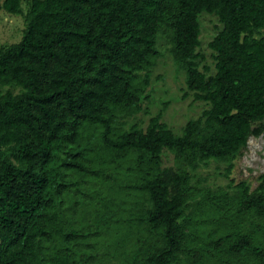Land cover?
<instances>
[{
  "label": "trees",
  "instance_id": "16d2710c",
  "mask_svg": "<svg viewBox=\"0 0 264 264\" xmlns=\"http://www.w3.org/2000/svg\"><path fill=\"white\" fill-rule=\"evenodd\" d=\"M3 9L23 14L25 28L0 47V264H100L92 240L113 230L120 237L104 257L118 264H206L195 243L207 239L227 257L215 264H264V172L254 189L231 179V194L193 184L187 169L216 159L229 176L249 138L264 133V0H0ZM204 12L220 22L208 43L214 71L198 50ZM164 28L186 73L184 97L208 106L181 133L163 110L146 128L119 129L118 118L142 110ZM86 121L102 127L100 148L84 139ZM165 149L175 167L162 166ZM119 159L141 173L134 184L117 181ZM75 174L105 185L91 220L64 209L66 193H84ZM123 195L142 204L135 236L119 230L129 220L115 206ZM204 200L216 227L193 223Z\"/></svg>",
  "mask_w": 264,
  "mask_h": 264
},
{
  "label": "rangeland",
  "instance_id": "374dc122",
  "mask_svg": "<svg viewBox=\"0 0 264 264\" xmlns=\"http://www.w3.org/2000/svg\"><path fill=\"white\" fill-rule=\"evenodd\" d=\"M28 5L23 2V11L26 12ZM200 23L202 28V33L200 36L201 46L198 48L202 53L205 54L207 62L214 67V59L212 56V50L208 46V43L213 39L218 31L220 22L216 15L204 12L200 15ZM25 28V17L23 14H12L5 11H1L0 15V47L4 44L18 42ZM158 49L160 54L156 58L155 64L150 69V84L147 89V97H144L141 102L142 110L133 114L124 115L117 120V127L119 129H128L133 124H138L142 128H146L151 116L163 110L162 120L167 123V125L172 128L175 132L181 133L184 125L191 118L198 117L203 109H205L208 104L205 101L197 100L193 98V93L187 97H184L185 92L188 90L186 86V73L178 65L173 54V44L171 41V33L168 28H164L158 37ZM142 76L144 73L141 74ZM12 88V86H5L4 90ZM16 93L19 92V88H12ZM166 106V107H165ZM91 122L86 121L82 126V130L85 128L84 139L89 144L93 146L101 147V143L98 139V134L102 130L99 124L95 126L90 124ZM92 155V154H90ZM94 157V156H93ZM118 165H122V172L119 176L118 182L123 184H134L141 176L140 172H126L124 169L132 164L130 159H119ZM233 168L229 176L226 175V167L228 163L221 160L210 159L206 162H202L196 170L190 167L187 169L193 175V184H197L199 187L210 189L211 191L217 190H227L231 194L236 192L235 188H229L228 184L231 179L234 180L235 184L241 181H246L251 189H254L259 183V175L264 172V133L258 137L251 136L248 140L247 146L243 149L242 153L233 160ZM162 166H176L174 154L165 149L162 154ZM113 168V165H111ZM111 169L110 171H114ZM77 181H80V188L84 193L75 190L66 193L64 196V209L67 214L76 216V219L86 216L90 220L95 214V211L103 208V202L100 204L98 193L103 191L106 192L104 183L102 185L93 178H86L82 175L75 174L73 176ZM86 180V181H84ZM107 181V180H106ZM105 181V182H106ZM77 189V188H76ZM136 191L134 192L135 195ZM86 197L88 200L83 199ZM123 204L121 199L118 201V205H115L119 209V213L126 215L125 225L120 226L119 230H122V234L127 236H135L137 232L136 218L142 215V204L134 196H122ZM76 200H80V207L77 209V213L72 209ZM199 211L192 215L193 223L196 225V221H206L208 228L216 227L214 221H211L213 216H209L208 209L209 204L206 200L200 202ZM198 207V206H197ZM114 209V207H113ZM122 209V210H120ZM125 210V211H124ZM213 210V209H212ZM230 218L235 221H240V216L238 213H230ZM210 219V220H209ZM105 221V219H104ZM114 221V220H113ZM89 222V221H88ZM91 222V221H90ZM88 223L91 226H95L94 223ZM194 226V225H193ZM92 229L94 227H91ZM119 233H121L119 231ZM115 234L114 230L112 232H107L103 237L97 238V240H92L95 244V249H99L98 254L101 260L100 264H118V260H114L104 257L107 250H111L110 242L112 243L115 239L119 237ZM218 236V235H217ZM213 239H207L205 241H197V248L200 251L199 258L212 262L215 260L224 261L227 257L221 252H215L210 241ZM229 244V243H227ZM226 247H223L225 250ZM124 251V249H123ZM101 257V258H100ZM211 257V259H210ZM123 259V258H122ZM231 260V257H230ZM181 261H188L184 256ZM234 264H250V259L244 257L243 259L234 257L232 258ZM211 264V263H210Z\"/></svg>",
  "mask_w": 264,
  "mask_h": 264
}]
</instances>
